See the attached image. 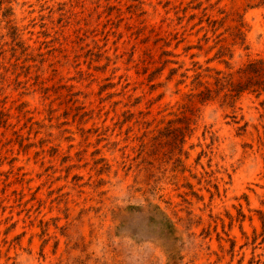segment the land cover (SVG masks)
<instances>
[{
    "label": "rangeland",
    "instance_id": "obj_1",
    "mask_svg": "<svg viewBox=\"0 0 264 264\" xmlns=\"http://www.w3.org/2000/svg\"><path fill=\"white\" fill-rule=\"evenodd\" d=\"M0 264H264V0H0Z\"/></svg>",
    "mask_w": 264,
    "mask_h": 264
}]
</instances>
